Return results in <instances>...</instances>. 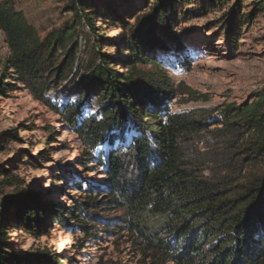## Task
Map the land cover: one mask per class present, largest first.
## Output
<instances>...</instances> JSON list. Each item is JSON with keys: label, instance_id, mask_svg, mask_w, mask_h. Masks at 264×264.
<instances>
[{"label": "trees", "instance_id": "obj_1", "mask_svg": "<svg viewBox=\"0 0 264 264\" xmlns=\"http://www.w3.org/2000/svg\"><path fill=\"white\" fill-rule=\"evenodd\" d=\"M90 1L70 0L65 12L73 21L41 39L14 1L0 0V30L10 50L5 67L16 75L6 79L21 81L36 100L74 128L84 147L81 161L90 164L93 152L107 147L98 164L105 166L109 195L100 200L87 190L66 215L53 207L57 222L92 234L89 222L116 221L103 220L97 210L120 208L131 214L126 221L131 229L166 263L264 264V95L219 109L218 123L210 125L204 110L172 113L170 103L178 93L158 55L183 50L184 34L175 27L183 17L193 16L194 10L184 7L200 0H144V10L137 15L121 14L118 9L124 4L110 5L108 13L103 10L99 16ZM243 1L206 0L217 10L233 3L227 26L234 47L239 24L250 18L241 14ZM254 3L264 8V0ZM98 19L121 27L117 44L127 53L123 60L103 53L105 42L114 40L97 33ZM84 25L96 38L89 58L81 63L78 28ZM119 62L126 65L123 73L116 68ZM70 77L78 81L79 97L57 108L46 93ZM1 85L0 93L12 91V83ZM93 98L99 103L97 112L85 115L83 108ZM207 133L216 134L212 138L223 145L225 170L215 178L203 175L189 150ZM14 184L15 191L4 193ZM33 197L21 181H0V264H59L47 253L38 259L17 255L10 242L15 224L40 235L48 206L40 207ZM144 211L163 223L153 229L134 224Z\"/></svg>", "mask_w": 264, "mask_h": 264}, {"label": "rangeland", "instance_id": "obj_2", "mask_svg": "<svg viewBox=\"0 0 264 264\" xmlns=\"http://www.w3.org/2000/svg\"><path fill=\"white\" fill-rule=\"evenodd\" d=\"M12 1L39 32L41 39L74 19L72 14L65 12L70 0ZM122 1L126 0H91L89 7L98 16L103 10L108 13L110 5L124 4L118 10L125 15H137L144 10V0ZM232 4L217 10L206 5V0H200L184 7L183 11L194 10V13L191 18L183 17L175 27L184 34L183 50L158 55L164 61L168 77L178 93L176 101L170 103L172 113L204 110L207 118L211 119L210 125L219 120V109L252 103L264 95V8L254 6V0L241 3V14L250 18L239 24L242 27L238 31L240 34L235 36L237 46L234 47L227 26ZM235 20L238 21L237 18ZM96 26L100 36L114 40L113 43L105 42L103 53L123 60L127 53L117 44L121 27L107 25L100 19ZM78 31L79 58L81 63H85L90 55V43L96 37L85 25ZM9 57L7 39L0 30V88L4 82L13 84L12 91L0 93V181L7 177L21 181L22 188L33 194L37 205L42 208L48 206L40 235L23 230L17 224L9 231L16 254L38 259L47 253L59 264H171L161 260L158 253L131 229L126 222L131 214L123 209L97 210L103 220L116 221L105 223L96 219L89 222L92 234L71 223L63 225L57 222L53 207L61 208L66 215V211L73 210L82 201L87 190L93 196H101L100 200L109 195L105 166L98 164L100 153L107 147L93 152L90 164L81 161L84 147L74 128L65 123L55 109L36 100L21 81L6 79L10 75L16 77L13 70L5 67ZM125 67L123 62H119L116 68L123 73ZM77 82L70 77L59 86L50 88L46 96L52 105L60 108L79 97ZM98 107L99 103L93 98L84 106V114L96 113ZM12 130H16L15 136L11 135ZM215 135L207 133L206 139H198L189 149L192 160L202 167L203 175L213 178L225 170L222 165L223 145L212 138ZM17 188L15 184L8 186L4 193H12ZM133 222L152 229L163 223L148 211L140 213ZM105 226L109 227L108 233L104 232Z\"/></svg>", "mask_w": 264, "mask_h": 264}]
</instances>
